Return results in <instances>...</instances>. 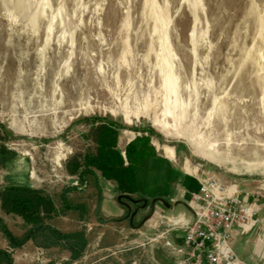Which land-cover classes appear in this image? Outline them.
I'll return each instance as SVG.
<instances>
[{"label": "rangeland", "instance_id": "1", "mask_svg": "<svg viewBox=\"0 0 264 264\" xmlns=\"http://www.w3.org/2000/svg\"><path fill=\"white\" fill-rule=\"evenodd\" d=\"M93 116L106 120H85ZM110 122L124 126L116 138L181 146L186 170L200 165L197 182L264 190V0H0V193L37 190L54 210L42 223L56 236L27 240L31 264H95L108 253L62 261L73 232L111 223L68 171L95 153L96 128ZM61 195L86 204V217L63 210ZM0 220L17 238L31 228L1 204Z\"/></svg>", "mask_w": 264, "mask_h": 264}, {"label": "crops", "instance_id": "2", "mask_svg": "<svg viewBox=\"0 0 264 264\" xmlns=\"http://www.w3.org/2000/svg\"><path fill=\"white\" fill-rule=\"evenodd\" d=\"M136 137L139 134L135 132H131L130 138L118 136L113 146L123 155L126 145ZM162 149L164 148L159 150L153 147L150 155L138 164L136 193H120L116 182L105 180L98 173H94L87 185L83 186L95 190V215L104 222L111 223L108 227L97 221L99 224H94L95 228L91 226L86 230L73 232L81 234L83 239L78 257L82 263H85L89 249L108 252L97 257L95 264H104L106 262L100 261L105 259H109L108 264H139L138 256L146 260V264H172V260L178 256L169 243H181L184 226L193 220V213L187 204L198 191L194 171H198L200 165L191 164L194 170L188 172L186 166L190 162L183 155L181 146L169 148L170 153ZM231 185L237 186L240 191L254 190L252 187H244L240 180L233 181ZM79 204L83 206L82 212H73L78 213L79 217H86V204ZM257 209L255 225L245 234H239L236 230L230 242L236 256L247 264H264V198L258 199ZM93 230L96 231V239L89 243ZM27 242L18 248L4 245L6 249L2 250L6 253H9L7 249L16 250V256L10 254L11 264H31L27 259L33 258L36 249L27 246ZM72 244L74 243L70 242L68 247L69 256L62 261L77 260L72 259Z\"/></svg>", "mask_w": 264, "mask_h": 264}, {"label": "trees", "instance_id": "3", "mask_svg": "<svg viewBox=\"0 0 264 264\" xmlns=\"http://www.w3.org/2000/svg\"><path fill=\"white\" fill-rule=\"evenodd\" d=\"M88 119L94 123L106 120L99 116H93L85 120ZM122 128H124L123 125L117 126L112 122L96 128L99 136L96 139L97 148L95 153L84 156L81 164L76 163L68 170L70 174H78L80 184L87 185L88 179L94 173H98L101 178L116 182L120 193L130 195L138 191L137 166L144 158L150 155L152 149L149 144V138L141 136L136 137L126 145L122 155L112 144L116 138L115 130ZM108 137L113 141H109ZM60 199L63 210L82 212V205L68 202L64 195H61ZM0 204L6 214L17 215L24 220L26 226H31L25 236L17 238L6 230L0 220V231L8 241L9 247H20L27 240L33 239L38 230H47L51 236H56V232L54 233L48 227L43 226L42 218L50 217L54 210L50 199L42 196L40 191L23 187L6 188L0 193ZM71 237L73 238V235L65 238L70 240ZM82 246V236L77 233L75 234V242L71 246L73 259L79 256ZM3 260L6 264H11L8 254L0 250V263Z\"/></svg>", "mask_w": 264, "mask_h": 264}, {"label": "built area", "instance_id": "4", "mask_svg": "<svg viewBox=\"0 0 264 264\" xmlns=\"http://www.w3.org/2000/svg\"><path fill=\"white\" fill-rule=\"evenodd\" d=\"M261 198V187L240 191L213 176L199 178L198 191L187 204L193 220L184 226L181 243H169L178 253L172 264H247L236 256L230 242L236 230L245 234L255 225Z\"/></svg>", "mask_w": 264, "mask_h": 264}, {"label": "bare ground", "instance_id": "5", "mask_svg": "<svg viewBox=\"0 0 264 264\" xmlns=\"http://www.w3.org/2000/svg\"><path fill=\"white\" fill-rule=\"evenodd\" d=\"M161 26H162V23H161ZM165 76L163 77L164 78V80L165 79H167V82H168V84L170 85L169 87H173V84H172V82L171 81H173L172 79H171V76L169 75V73L166 71V73L164 74ZM172 89V88H171ZM173 90V89H172ZM171 91V90H170ZM156 125H158L160 128H162V129H166L167 128V126L164 124V123H156ZM164 150H165V152H167V153H170L171 152V150L169 149V148H167V147H165L164 148Z\"/></svg>", "mask_w": 264, "mask_h": 264}]
</instances>
